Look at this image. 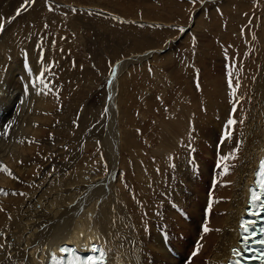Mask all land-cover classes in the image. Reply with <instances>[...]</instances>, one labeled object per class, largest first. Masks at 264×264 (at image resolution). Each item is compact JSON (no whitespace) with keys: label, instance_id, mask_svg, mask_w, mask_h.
Here are the masks:
<instances>
[{"label":"bare ground","instance_id":"1","mask_svg":"<svg viewBox=\"0 0 264 264\" xmlns=\"http://www.w3.org/2000/svg\"><path fill=\"white\" fill-rule=\"evenodd\" d=\"M19 4L21 0H0V23L4 22L6 27L0 32V125H12L8 138L0 137V164L6 166L16 177L13 179L6 173L0 172V189L8 193L6 196L0 195V208L3 209L0 211V245L4 246L0 248V264H45L48 252L55 251L60 243L87 245L93 241L100 242L108 251L110 264H224L229 248L238 238L237 220L245 206L247 185L251 182L257 160L264 152V60L262 59V63L257 62V64L260 63L258 68L254 69L257 77L250 86L247 85L249 83L246 84V80L236 78L233 88H229L228 78L226 80L224 76H221L223 88L217 86L215 80L208 81L210 79L207 80L205 74L213 76L214 73L211 70L206 72L203 66L202 72L188 68L190 56L185 54L187 42L198 43L197 52L204 54L208 50L204 46L210 41L213 43L214 37L221 35L220 38L225 39L221 24L212 21L217 18L214 7L219 9L218 4L215 3L214 7L209 3L204 7L196 8V11L192 13L190 26L182 28L183 32L178 31L180 27L176 31L167 28L144 30L153 41H165L175 33L176 36L173 35L175 39L166 41L172 49L169 48L170 51L162 55L161 80L159 81L163 89H160L162 91L159 97L161 96L163 101L162 93L165 91L166 79L172 80L175 75L176 84L179 88L181 87L178 90L177 100L181 99L180 102L174 101L172 108L167 105L168 109L164 114L163 111L161 112L165 140H162L160 149L166 151L165 155L168 154V156L163 157L162 166L161 163L156 164L157 176L154 181H151L150 186L141 192L143 199L148 202L146 205L143 203L141 208L144 210L141 212V220L138 214V216L135 215L134 224L131 215L127 218L129 213L120 202L121 193L119 194L120 191L115 188L117 184H113L120 165L117 170L116 146L118 143H115L112 137V134L116 137L112 116H106L110 126L103 127H110V133L106 135L108 139L105 140L104 145L110 155L108 178L101 179L95 175H90L91 177L88 175L90 178L86 177L87 180L79 179L63 183V175V177L59 176L62 180V183H59V189L50 183L41 192H39L41 187L37 191L33 190L35 181L43 178L51 165L49 155L55 152L60 153L54 141L50 140L54 119L52 112L55 111L59 115L60 106L56 103L62 104L64 100L63 90L56 89L52 83L51 74L55 71V60H59L58 65L61 69H66L67 72L64 75L70 81H72L70 76L74 73L69 70L71 67L67 66L69 60L66 59L65 51L69 53L70 45L66 43V38L60 41L63 35L57 34L52 37V34L45 29L47 24L43 21L50 19L48 18L50 9L38 17L33 12L34 8L39 7V4L35 3L21 15L19 13V17L13 16ZM12 7L14 11L11 13ZM188 7L187 5L186 9ZM211 7L215 14L208 12L209 15H207L204 9L208 10ZM29 12L32 13L30 18H27L26 15ZM55 13H57L56 9L50 12L51 15ZM74 23L71 25L76 30V25L80 23ZM214 23L218 24L214 25ZM15 24L17 31H15ZM91 27L98 28L95 24L86 26L89 29ZM108 27L105 26L103 30H100V26L98 28L100 40L105 39L106 44L112 40ZM129 28L134 30L128 38L136 42L137 37H133L132 33L136 31L135 33L138 34L137 30L140 29L135 26H129ZM23 29L36 33L43 39V45L47 48L46 55L42 52L43 64L40 63L41 52L32 47L34 41L30 42L32 45L25 46V51L22 49L18 52L16 49V46L22 43L28 45L27 41L34 39H31L29 33L22 31ZM231 29L234 33L235 29ZM22 36H28L30 39L20 41ZM231 37L234 39L233 36L228 35V40ZM46 39L55 41L54 47ZM136 45L140 47L143 43L139 41ZM52 51L54 56H51ZM111 52L116 53V51ZM172 56L175 59L173 62L170 61ZM221 56L217 59L218 68L221 69L220 75H222L223 64L229 60ZM254 56L257 58L258 53ZM203 57L209 60V65L214 60L212 55ZM139 60L142 61V58ZM53 63L55 66L51 67ZM232 65L228 66V72L231 71L233 79L237 70H231ZM120 66L121 64L116 66L113 72L118 71ZM29 67L32 74H38L45 67H50L44 79L52 89L51 91L48 89L41 91L40 86L37 88L30 86V80H35L36 76L30 75ZM196 67H198L197 64ZM79 78H76L78 82L81 80ZM210 83L214 84L212 91L209 89ZM248 90L250 99L245 95ZM37 91H41V94L37 95ZM220 91L228 93L225 92L222 95ZM149 101L152 102V98L144 99V103L147 102L145 113L148 122L152 108ZM175 110L176 113H174ZM108 112L110 115L111 111ZM112 113L114 115V109ZM229 119H234L237 123L227 129L232 134L230 139H225L224 134ZM241 120H243L242 124L239 123ZM65 125L67 126V120L62 122L59 128H55L58 136L63 129H68ZM95 130L92 134L97 136ZM189 141L196 142L190 150H188ZM238 141L242 143L236 159L222 162L220 157L232 152ZM179 143L187 145L181 150L179 159L178 157L174 159L173 154L176 150L178 151ZM62 148L60 147L61 151ZM43 149L48 150L43 151ZM78 157L77 154L75 161ZM169 162L176 165L172 178H167L169 181L167 182L166 178H162L164 174L171 172L172 166H168ZM225 163L229 169L228 174L223 173ZM65 168H61L63 174ZM78 173L80 172H77V176ZM157 180L161 182L159 181L155 187ZM212 183L213 186H211ZM160 184L165 186L166 190H162L161 200L152 204L155 202V197L157 198L156 193L161 187ZM23 192L25 195H19ZM12 193L17 194L12 195ZM180 221H182L181 224H179ZM205 225L212 230L204 233ZM175 233L187 242L188 246L184 247L185 250H178L172 243L171 239ZM165 235L170 243L166 238L162 241L161 238ZM198 245L200 246L198 254L188 261L185 256L186 249L194 252Z\"/></svg>","mask_w":264,"mask_h":264},{"label":"rangeland","instance_id":"2","mask_svg":"<svg viewBox=\"0 0 264 264\" xmlns=\"http://www.w3.org/2000/svg\"><path fill=\"white\" fill-rule=\"evenodd\" d=\"M107 1L34 0L31 4H26V0H21V4H19L21 6L18 5L15 11L12 7L11 13L14 11L13 16L18 17L24 10L35 3L39 4V7L34 8L33 12L38 17H41L47 9H51L50 12L56 9L57 13L51 15L49 12L48 18L50 19L44 18L46 21L43 22L47 24L45 29L52 34V37L57 34L65 36H61L60 41L66 38V43L68 46L70 45L69 53L65 51V54L67 56L66 59L69 60L67 66H70L71 68L69 70L74 73L73 76H70L72 79L70 81L64 75L67 72L66 69H61L58 65L60 63L59 60H55V71L51 74V77L53 76L52 83L56 89L63 90L64 100L62 104L56 103L60 106L58 110L60 114L57 115L55 111L52 112L55 115L51 113L54 119L50 140L54 141V145L56 149H59L60 153L57 154L58 152H55L49 155L51 165L47 173L44 174V177L35 181L33 190L37 191L41 187L39 191L41 192L50 183V185L56 186L59 189V185L62 183L59 176L63 177V175V183L70 182L71 180L72 182L79 179L81 181L87 180L90 175H95L101 179L108 178L110 155L104 148V145L105 140L108 139L106 135L108 132L110 133V127H103L110 126L106 116H112V125L116 132V137L114 134H112V137L115 139L114 142L118 143L116 146L118 153V158H116L117 170L120 165L119 171L117 172V180L115 179L112 182L114 185L117 184L115 188H118L120 191L119 194L121 193L120 202L126 208V212L129 213L127 218H130L131 215L135 224V215H139V220H141V212L144 211L141 208L143 207V203L146 205L148 202L143 199L141 192L150 186L151 181H154L157 176L156 164L161 163L162 166L163 157L168 156V154L165 155L167 153L166 151L160 149L162 140H165L161 125L163 121L162 115L167 111L168 106L172 108L173 103H175L174 101L180 102L181 99L177 100L179 97L178 90L181 87L179 88L178 84H176L177 77L175 75L172 77V80L166 79L165 91L162 93L163 101H161V96L159 97L162 91L160 89H163L159 81L161 80L162 55L164 52H169L172 49L170 44L167 43L176 38L174 37L176 36L175 33L171 34V38L168 37V40L153 41L144 30L167 28L176 31L179 27L180 29L185 28L190 26L192 22L191 17L193 16L192 13L196 11V8L204 7L205 5H209V3L213 7L214 3L218 4V10L214 7L216 12L212 7L208 10L204 9V11L207 15L209 13H216L219 21L216 20L217 18H214L212 21L221 24V31L225 35V39H221V35H219L217 36L218 38H213V43L211 41L208 42V46L204 44V48L206 50L208 49L207 53L204 54L197 52V48H199L198 43L187 42L185 45V54L190 56L188 59V68H194L196 72H202L203 67L206 72L211 70L214 73L213 76L205 74V78L207 80L209 78L210 80L208 81L210 82L215 80L216 85L223 88L224 85L223 81H221V76H224L225 79L228 78V66L233 64L231 70L236 69L237 73L232 81L234 82L236 78H242L250 86L257 77L255 75L256 70L254 69L258 68L264 60V52L262 51L264 50V0H196L195 4L191 0H113L114 2L109 0V4ZM187 5L189 7L186 9ZM18 10L20 15H17ZM31 13H27L26 17L30 18ZM74 22L77 24L78 22L80 23L76 25V30L73 29ZM72 23L73 25H71ZM89 24H95L98 28L100 26V30H103L105 26H110L108 27V31L112 35V40L107 43L108 45L104 41L105 39L100 40V30L98 28H86ZM216 24L218 23H214V25ZM82 26L84 28H81ZM129 26H135L140 29L137 30L138 34L135 33L136 31L132 33L133 37H137L136 42L128 38L131 37V32L134 30L133 28H129ZM14 27L15 31H17L16 24ZM231 28L235 29V34L231 32ZM93 30L94 32H92ZM22 31L27 32L25 29ZM27 33H29L31 39H34L28 40V45H23L24 43H22V45L16 46L18 52L22 49V51H25L24 49L27 46L32 45L30 42L34 41L33 49L43 52L46 55L47 48L43 45L41 36L33 32ZM228 35L233 36L234 39L231 37L228 40ZM26 38L28 36H22L20 41L26 40ZM149 39H151V42ZM46 41L53 44L51 39H46ZM139 41L143 43L140 47L136 45ZM259 50L261 51L260 53ZM111 51H116V53L114 54ZM257 53L258 57L256 58L254 55ZM52 55L54 56L53 51L51 52ZM208 55H212V58H214L210 62V65L208 64L209 60L203 57ZM221 55L225 56V60L229 59L223 64L222 75H220L221 69L219 70L217 63V59ZM141 58L142 61L139 60ZM174 60V56H172L170 61L173 62ZM257 62L260 63L257 64ZM120 64L119 72L116 70L113 72L116 66ZM196 64L198 67H196ZM77 77L81 79L79 82L76 80ZM213 88L214 84L211 85L210 83L209 89L212 91ZM221 92L220 94L224 95L226 91ZM248 94H250L249 90L245 92V95L250 99ZM145 98H152V102L149 101L152 104L149 122L145 113L147 104V102L144 103ZM163 103L165 105H162ZM113 109L115 112L114 115L112 113ZM108 111H111L110 115ZM174 113H176V110ZM65 120H67V126L65 125V128L68 127V129H63L59 133L60 136H58L55 133V128H59ZM100 127L102 130L98 129ZM94 130L96 134L99 135L102 133L104 135L102 136L100 134L101 137L100 135H97V137L92 134ZM188 144H190L188 146V150H190L191 146L196 144V142L189 141ZM186 145L179 143V147H177L178 151L176 150L173 154L175 155L174 159L177 157L179 159L181 150ZM60 147L64 149L62 148L61 151ZM47 150L43 149V151ZM77 154L79 157L75 161ZM175 165L176 163H168L169 167L172 166L171 172L164 174L162 179L166 178V181L167 178H172ZM62 167L67 168H65L64 174L61 170ZM42 170L45 169L42 168ZM77 172H80L78 176ZM82 174L83 176H81ZM105 181L107 182V180ZM159 181L157 180L155 187L159 184ZM167 182L169 181L167 180ZM162 186L158 188L159 190L157 192L159 194L156 193L157 198L155 197V202H152V204L161 200V196H163L162 190H166V187ZM211 186H213V183ZM23 191L25 192V190ZM181 223L182 221L179 224ZM164 238L170 243L166 235L161 238L162 241ZM171 240L178 250H185L184 247L188 246L187 242L182 240L176 233L172 236ZM192 253L189 249H186L185 256L188 261L193 259Z\"/></svg>","mask_w":264,"mask_h":264},{"label":"snow or ice","instance_id":"3","mask_svg":"<svg viewBox=\"0 0 264 264\" xmlns=\"http://www.w3.org/2000/svg\"><path fill=\"white\" fill-rule=\"evenodd\" d=\"M34 2V0H26V4L27 3H32ZM191 2L193 4L196 3V0H191ZM51 10V9H50ZM17 15H19V10L17 11ZM45 27H47V25H45ZM4 29V24L0 23V32H2ZM178 31L183 32L184 29H178ZM53 47H54V42H53ZM40 63L43 64V55L41 52V60ZM54 63L51 65V67H54ZM30 75H35L36 79L35 80H30V86L32 88H37L38 86H40L41 91L43 89H48L49 91H51L52 89L49 88L48 83L45 82L44 76L46 72L50 71V67H45L42 71H40L38 74H32L31 73V69L29 67L28 69ZM228 85L229 88H233V81H232V73L231 71L228 72ZM41 91H37V95L41 94ZM46 94V93H45ZM233 97L235 96V91L233 90L232 92ZM235 111V107L233 108V112ZM237 123L236 120L234 119H229L227 121V126H226V131L224 134L225 139H230L231 138V131L227 130L228 128H230L231 126L235 125ZM239 123H243V120H241ZM12 125L8 124V125H0V137H3L5 139L8 138L9 135V131L11 129ZM242 141H238L235 148L233 149L232 152H230L228 155H224L220 157V160L222 162H226L230 159H236V154L239 152L240 150V145H241ZM20 163H23V161H20ZM219 166V164H218ZM228 166L225 163L224 167H223V173L224 174H228ZM0 172H4L6 173L9 177L16 179V177L11 173V171L6 167L3 166L2 164H0ZM259 181H258V187L260 189L259 192L254 191V190H250V196H251V207L253 209V211H250L248 213L249 216H259L261 210H264V161H261L259 164ZM17 193H12V195H16ZM0 195H8L7 192L3 191L2 189H0ZM19 195H25L24 193H19ZM211 208V201L209 204V210ZM0 211H3L2 208H0ZM255 227H256V222L255 220H243L240 223V230L241 232L244 233V235L241 237V239L243 240V246H248L250 240L251 241H255V243L264 246V239H257V234L255 233ZM212 229L208 228L207 225H205L203 227V232L204 233H208L209 231H211ZM217 231H219V229H217ZM258 235H262L264 236V228L260 229V232ZM3 245H0V248H3ZM199 245L197 246L196 250L192 253L193 256L198 254L199 251ZM62 255L59 258L60 260V264H110V260H109V253L108 251H106L103 247H96V246H92L89 249H86L87 251V255H82L80 254V250L76 249V248H71V247H62L59 250ZM234 252L239 255V252L237 250H234ZM65 256H67V259L65 260ZM261 261H264V254H262L260 257ZM53 259H55V257H53Z\"/></svg>","mask_w":264,"mask_h":264}]
</instances>
